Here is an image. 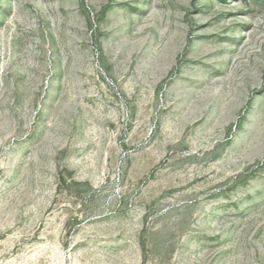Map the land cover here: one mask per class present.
I'll list each match as a JSON object with an SVG mask.
<instances>
[{
    "label": "rangeland",
    "instance_id": "rangeland-1",
    "mask_svg": "<svg viewBox=\"0 0 264 264\" xmlns=\"http://www.w3.org/2000/svg\"><path fill=\"white\" fill-rule=\"evenodd\" d=\"M0 264H264V0H0Z\"/></svg>",
    "mask_w": 264,
    "mask_h": 264
}]
</instances>
